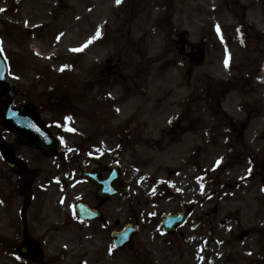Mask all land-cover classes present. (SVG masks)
Listing matches in <instances>:
<instances>
[{
	"label": "rangeland",
	"instance_id": "374dc122",
	"mask_svg": "<svg viewBox=\"0 0 264 264\" xmlns=\"http://www.w3.org/2000/svg\"><path fill=\"white\" fill-rule=\"evenodd\" d=\"M6 25L18 34H4ZM263 31L264 0H27L17 8L0 0L1 50L28 68L11 75L16 105L42 107L45 87L31 71L57 83L64 76L77 86L85 78L103 84L102 97L88 93L73 104L70 124L53 131L65 162L7 139L34 174L28 234L45 253L69 264H264ZM182 35L195 45L207 37L203 66L182 63ZM99 153L101 164L119 163L130 195L104 205L102 225H83L71 207L78 199L95 205L94 188L77 179L76 166ZM10 174L0 179V255L18 253L22 241L23 195ZM190 201L199 204L191 220L203 227L158 230L163 214ZM126 223L140 233L114 253L109 234ZM243 231L249 236L239 241Z\"/></svg>",
	"mask_w": 264,
	"mask_h": 264
},
{
	"label": "water",
	"instance_id": "95a60500",
	"mask_svg": "<svg viewBox=\"0 0 264 264\" xmlns=\"http://www.w3.org/2000/svg\"><path fill=\"white\" fill-rule=\"evenodd\" d=\"M21 0H15V3H19ZM206 39L202 41L204 46ZM183 52L185 53L184 58L192 55L190 63L193 65H201L205 56L204 48L196 51L190 45L184 44ZM13 84L9 82L7 76V65L5 60L0 54V93L6 92V107L1 111L0 121L5 125L6 129L11 132L21 133L20 141L23 144L39 148L45 154L51 155L55 150H58L57 139L49 134L46 129L41 125L38 118L34 115L33 110L30 107H18L12 110L13 99L12 89ZM0 150L4 156L5 161L10 165H17L21 167L17 161V157L14 152L5 144L0 142ZM112 172L108 175L105 181H98L99 178L93 179L92 176L84 174L85 178L91 179L92 182L98 187L97 197L100 201H106L112 195L122 193V195L128 194L127 189H121V177L118 175L117 168H110ZM101 171L98 170L97 174ZM98 177V176H97ZM195 203H190L182 206V212L178 215H168L163 217V229L167 233L175 232L178 226H183L188 218L189 209L194 206ZM82 212L84 220L90 219L86 217V209L80 210ZM216 209L212 214L208 215V218L213 217L216 214ZM137 233V228L132 226H126L122 231L113 232L111 234L116 248H121L125 244L129 243L132 235ZM246 233H242L240 238L245 237ZM35 245L27 242L23 248V254L29 255L35 252Z\"/></svg>",
	"mask_w": 264,
	"mask_h": 264
},
{
	"label": "flooded vegetation",
	"instance_id": "af4514ba",
	"mask_svg": "<svg viewBox=\"0 0 264 264\" xmlns=\"http://www.w3.org/2000/svg\"><path fill=\"white\" fill-rule=\"evenodd\" d=\"M15 26L17 27L16 25L14 24H11L10 26ZM5 31H11V32H14L15 34H18L17 33V30L16 29H11V30H8V26L6 25L5 27ZM22 60H23V57L21 55H14V57L12 58V67L13 65H15L16 67H20V72L23 73L22 69ZM73 67H74V63H70ZM71 67L69 68V72L73 73V70L74 68ZM17 71V72H16ZM18 71L17 68H13V72L18 75L20 74ZM79 80V79H77ZM101 88H100V87ZM103 84L101 81L99 82H96V79L94 81L93 84H91L90 82H88V78L84 79V83L81 85V86H77L76 84H71V92L74 93V95H77V96H81V95H88V93H90L91 91L93 90H97L99 89V95L102 97L103 96ZM48 94V93H47ZM75 99V97H74ZM40 116L44 118V111H40ZM4 133V135H3ZM0 134H1V137L6 141V139L9 137L10 134H8L4 127L2 125H0ZM26 149H31V148H27L25 147ZM31 150H34V149H31ZM101 161V156L100 158L98 159V162ZM4 164V163H3ZM27 164V163H26ZM93 166H95L94 163H91L90 164V168L91 169ZM11 174H8V175H3V178L5 179V177H9ZM17 181L18 184H21V187L19 185H17V192L19 195H23V202L25 201V195H24V190L23 188H26L28 190V205L30 208L31 207V203L33 202L34 200V194H33V181H34V174L31 173L29 170H22L21 173L17 174ZM36 182V181H35ZM65 191L66 189L68 188L67 185H65ZM1 197V195H0ZM95 208L98 206V209L100 210V212L103 213V208H104V205H99L98 202L95 200V205H93ZM28 213V212H27ZM103 215V214H102ZM105 222V219L103 217L100 218V220H97L96 222H94L93 224H96V225H102L103 223ZM20 223H21V220H20ZM26 224H28V220L26 218ZM87 225H92V224H87ZM7 242V241H6ZM5 242V244H6ZM25 240L23 239V243L22 245L24 244ZM35 242L36 244H38L39 248H40V253L39 254H35V255H32V256H23L21 253L20 254H4V255H0L2 256V260H0V264H69L68 261H65L63 258L66 257L65 255H58V254H48V253H45L44 252V248H43V243L39 240V241H33ZM22 248V247H21ZM21 248H20V251H21ZM17 251V249H16ZM1 259V258H0ZM80 264H85L84 262H81ZM88 264V263H86Z\"/></svg>",
	"mask_w": 264,
	"mask_h": 264
},
{
	"label": "snow or ice",
	"instance_id": "6c2138e0",
	"mask_svg": "<svg viewBox=\"0 0 264 264\" xmlns=\"http://www.w3.org/2000/svg\"><path fill=\"white\" fill-rule=\"evenodd\" d=\"M120 3V0H117V4H119Z\"/></svg>",
	"mask_w": 264,
	"mask_h": 264
}]
</instances>
